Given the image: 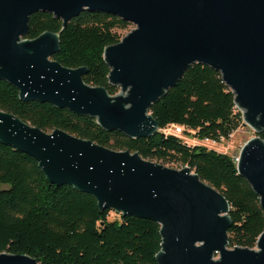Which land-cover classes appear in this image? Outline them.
<instances>
[{
    "label": "water",
    "instance_id": "obj_1",
    "mask_svg": "<svg viewBox=\"0 0 264 264\" xmlns=\"http://www.w3.org/2000/svg\"><path fill=\"white\" fill-rule=\"evenodd\" d=\"M84 10L135 26L103 51L108 82L119 87L114 95L86 84L85 66L51 58L59 50L58 33L24 38L33 12L51 13L64 27ZM193 63L219 71L243 123L256 133L235 161L264 212V0H0V79L20 100L88 115L107 131L154 134L151 104ZM0 142L32 157L49 183L92 195L99 209L159 224L158 264H264V231L256 249L229 248L228 201L188 166L168 167L59 128L43 131L1 109ZM0 264L38 263L1 252Z\"/></svg>",
    "mask_w": 264,
    "mask_h": 264
},
{
    "label": "trees",
    "instance_id": "obj_2",
    "mask_svg": "<svg viewBox=\"0 0 264 264\" xmlns=\"http://www.w3.org/2000/svg\"><path fill=\"white\" fill-rule=\"evenodd\" d=\"M27 24V39L44 31L58 33L59 50L53 60L66 67L85 66L86 84L105 87L110 95L118 92L119 87L108 82L103 51L120 40L118 30L130 23L103 11L84 10L64 27L61 19L43 11L31 13ZM0 109L43 131L59 128L113 150L127 149L163 165H176L172 168L188 166L228 201L229 248H253L264 231L259 197L238 173L235 159L182 139L183 134L218 142L242 124L233 93L219 71L208 65H189L151 104L149 112L158 130L149 137L107 131L88 115L20 100L18 90L2 79ZM174 126H181L182 134H174ZM259 136L264 140V131ZM0 185H5L0 189V253L29 255L38 264H158L159 224L116 212L110 218L114 211L99 209L92 195L68 184L49 183L32 157L1 142Z\"/></svg>",
    "mask_w": 264,
    "mask_h": 264
},
{
    "label": "rangeland",
    "instance_id": "obj_3",
    "mask_svg": "<svg viewBox=\"0 0 264 264\" xmlns=\"http://www.w3.org/2000/svg\"><path fill=\"white\" fill-rule=\"evenodd\" d=\"M135 26L133 24H129L127 28L125 29H120L118 32L120 33V36L123 37L125 34L130 32ZM255 135V132L252 127H250L247 124H244L242 121V124L232 133L229 135L227 139H221L218 142H212V140L205 141L201 140L198 141L194 137H191V135H181L182 139L187 142L188 144H204L209 148H213L217 151L224 152L229 156H232L234 159L239 154V150L243 143H245L249 138L253 137ZM166 166H171V167H176V165H168ZM5 185H0V189L4 188ZM115 212L110 213V218H115ZM252 249H256V246L253 247Z\"/></svg>",
    "mask_w": 264,
    "mask_h": 264
},
{
    "label": "built area",
    "instance_id": "obj_4",
    "mask_svg": "<svg viewBox=\"0 0 264 264\" xmlns=\"http://www.w3.org/2000/svg\"><path fill=\"white\" fill-rule=\"evenodd\" d=\"M172 132L176 135L182 134V127L181 126H174ZM205 141H209V139H204ZM214 142V141H212Z\"/></svg>",
    "mask_w": 264,
    "mask_h": 264
}]
</instances>
